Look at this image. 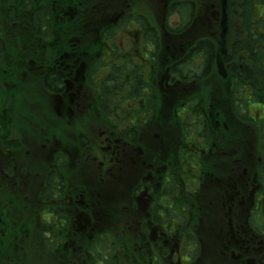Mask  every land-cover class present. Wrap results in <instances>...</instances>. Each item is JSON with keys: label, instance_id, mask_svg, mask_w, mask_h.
I'll return each mask as SVG.
<instances>
[{"label": "flooded vegetation", "instance_id": "1", "mask_svg": "<svg viewBox=\"0 0 264 264\" xmlns=\"http://www.w3.org/2000/svg\"><path fill=\"white\" fill-rule=\"evenodd\" d=\"M81 2L78 11L62 12L66 21L81 23L90 39L105 32L139 38L151 31L174 34V41L165 52L158 50L161 44L149 50L152 57L139 42L145 53L142 62L137 59L139 54L136 56L140 51L137 44L132 45L136 52L128 59L127 50L106 44L107 50L98 55L94 61L98 65L90 72V59L78 54L85 44H71L52 69L63 72L64 80L57 82L53 94L44 95L54 117L34 118L35 123L30 124L39 134L32 137V132L17 122H0V187L5 197L0 201V236L16 240L14 248L20 249L12 260L6 258V264H25L21 259L26 254L21 249L27 252V241L28 251L37 254L40 264H130L127 252L132 242L138 252L134 264H143V260L149 264H264V113L250 112L252 106L264 112V103L253 97L264 93V86L260 80L243 86V77L234 71L239 68L251 74V79L256 77L254 57L260 46L244 40L249 33L258 42L263 33L264 0ZM86 4H91L93 12ZM146 9L152 11L153 20ZM173 11L179 12L182 23L167 27ZM215 32H221L220 39ZM72 56L77 58H69ZM207 56L213 57L214 67L208 68ZM197 64L201 82L194 80L198 74L190 72ZM181 65L186 66L184 71ZM45 71L32 68L30 74L40 78ZM115 82L118 90L109 100L105 87ZM226 82L227 93L236 85L243 87L251 98L246 109L233 110V106L238 108L233 93L222 99ZM145 89L149 94H143ZM207 90V98L220 95L209 111L219 135L215 132V138L201 145L191 133L195 122L190 104L199 102ZM195 109L200 108L196 105ZM114 112L120 115L119 122L111 121ZM68 129L73 131L68 133ZM12 131L13 138L19 131L27 136L23 138L24 150L16 146L6 149ZM198 136L205 138L201 132ZM226 138L234 145L231 152V148L221 147V139ZM53 140L56 147L51 145ZM53 171L62 175V182L56 183L60 196L67 199L58 210L56 204L42 199L47 172ZM73 175L76 181L83 178L85 188L94 189L93 198L83 197L82 190L73 188ZM112 184L119 191L109 190ZM121 216H127L128 225L114 235L118 225L113 218ZM26 226L29 229L25 230ZM98 238L108 243L111 259H97L104 247L96 243ZM112 240L121 243L117 250ZM59 252L61 257L55 261Z\"/></svg>", "mask_w": 264, "mask_h": 264}, {"label": "trees", "instance_id": "2", "mask_svg": "<svg viewBox=\"0 0 264 264\" xmlns=\"http://www.w3.org/2000/svg\"><path fill=\"white\" fill-rule=\"evenodd\" d=\"M81 3V0H0V122L2 121V123H5L8 121L11 125L17 122L25 130L31 131L32 133H30V135L32 137L39 134L40 131L30 124L35 123L34 118L40 120L43 117H54L50 110L48 97H44V95L45 92L49 93L51 91L53 94L56 91L57 82L64 80L65 74L63 72H53L52 69L59 56L70 50L71 44L78 42L84 43V47L79 48L78 54H83L82 58L86 61L90 59L89 72L90 70H93L95 66L97 67V62L94 63L95 59L98 58L99 54H102L107 50L105 45L110 44L112 42V37H115L116 35H114L115 33L109 34V32H105L104 34L101 33V36L98 38L95 37L90 39L88 38L89 34H86L82 30L81 23L76 22V20L73 22L70 20L66 21L63 12L67 13L66 11L71 9L78 11V8L81 7ZM85 8L90 11L92 10L91 4H86ZM249 16L250 10L245 15V22H248ZM262 26L263 25L260 27L263 35L261 34L260 37H258V42L253 41L251 39L253 37L249 33L245 36L244 40L245 44H258V46H260L259 54L254 57L257 61L256 68H254L256 73L254 75L256 76L255 79H251V74L240 71L239 68L234 69L237 75L243 77V86L246 84L256 85L257 80H260L264 86V63L262 64L264 59V28ZM118 30L119 28H117V31ZM143 36L145 40L143 47H146V53L148 54L150 52L149 50H152L156 45L161 44V34L149 31ZM167 36L170 41H174V34ZM132 37L135 38V40H133L136 41V35H132ZM76 39L78 41H76ZM92 43L95 44L92 46ZM60 51L61 53L57 54ZM215 54H217V51L213 49V57H215ZM149 56L152 57L150 54ZM213 57L207 56L210 64L208 68L214 67L215 63L213 64ZM69 58L75 59L77 57L72 56ZM185 67V65H181V70L184 71ZM32 68L36 70L39 69L41 72L46 70L45 76L40 78H37V76H31L30 69ZM190 72L193 75L198 74L194 80L197 82L199 80V82H201L203 76L201 77V69L198 66L196 68L193 67ZM25 75L27 76L26 78L24 77ZM183 75V78L186 79L188 72H183ZM28 77L36 78V80L34 82L28 81ZM91 79L95 80L92 77ZM224 87L222 99L225 101L227 96H230L233 93L235 104L238 107L235 108V106H233V110H238L240 109L239 107H244L245 109L248 107L247 99L251 98L244 94L243 87L236 85L230 93H227V82L224 84ZM105 90L107 91L105 92L106 98L111 100L114 92L118 90L117 83L115 82L112 86L105 87ZM145 93L149 94L147 89L143 90L144 95ZM136 96L137 94L131 97L134 98ZM208 96H210V92L207 90L206 95H203L198 99L199 102L203 100V104H198V101H194L190 104L191 115L194 116L195 122V126L192 128L191 133L192 136H196V138L199 139L198 142L195 140L194 142L201 145H206L207 142H210L211 139L216 137L215 132L218 133L215 131L216 126L210 120V116L213 112L211 114L209 111L216 106L215 103L220 95L207 98ZM151 97L152 95L150 94L148 98ZM253 97H255V100L264 103V93H257L256 96ZM196 105L198 108L205 110L206 113L200 109H195ZM111 112L112 111L109 110V113ZM49 124V122H46V125ZM262 128H264L263 125ZM200 132L205 134V138L198 136V133ZM10 134V140L5 141L6 149L11 151L13 147L16 146V148L21 151L24 150L25 145L23 138L27 136L21 131L16 132L15 138L12 137L15 132L12 131ZM97 134L98 133L95 135ZM262 135V139H264V130ZM0 143L3 145L1 140ZM221 147L231 148V152L234 145H232L229 138H226L224 141L221 139ZM202 148V150H205L203 155L206 157V147L202 146ZM50 173L47 172L49 175L47 182L45 181L44 184L46 185L44 187L45 194H42V199H45L46 202L53 205L56 204L54 209L58 210L59 207L67 201L65 196H60V189H58L59 185L57 184L62 182V175H60L59 172ZM41 177L43 178L44 176L41 175ZM57 193L59 196L56 195ZM0 201H5L1 187ZM32 206L35 212H39L38 207L33 204ZM1 211L2 209H0V212ZM21 225L23 227L24 223ZM24 229L27 230L29 227L26 226ZM120 229L121 227L116 226L113 234H121ZM37 232L42 233V230L39 229ZM34 233L36 234V232ZM15 242L10 237L2 238L0 236V264H6V256L8 253H11V251H14L15 255H18L20 249H18V246L14 248L17 244ZM102 242L103 241L99 238L96 240V243L99 244V246L101 244L104 246L100 248V254L97 259L105 261L107 258L109 260L111 259V251L108 249V243ZM112 242L116 250L119 248V245H121L119 241L116 243V241L112 240ZM27 245L28 241L25 246L28 251L29 248ZM137 253L138 252L135 251V244L133 242L129 243V252H127V254H129L128 258L130 264H134V256H136ZM149 263V260H143V264ZM17 264H21V262H17Z\"/></svg>", "mask_w": 264, "mask_h": 264}, {"label": "rangeland", "instance_id": "3", "mask_svg": "<svg viewBox=\"0 0 264 264\" xmlns=\"http://www.w3.org/2000/svg\"><path fill=\"white\" fill-rule=\"evenodd\" d=\"M180 1V0H179ZM230 2H232V0H229ZM212 2H213V0H212ZM141 3V7H142V9H145L146 8V5L144 4V2L143 1H140L139 2V4ZM226 8V7H225ZM98 10V9H97ZM149 10V20H153V18H154V15H153V13H152V11L150 10V9H146L145 10V12H147ZM100 11V10H99ZM111 23V22H110ZM182 23V20H181V18H180V14H179V12H177V13H175V11H173L172 12V14H171V16H170V19L166 22V25H167V27H177V26H179V24H181ZM163 24V21L162 20H159V22H158V26H161ZM169 25V26H168ZM214 31V29H212L211 30V38H214L213 37V34H212V32ZM215 34H216V37L217 36H219L218 38L220 39V36L222 35L221 34V32H218V33H216L215 32ZM131 37H129V36H127V35H125V33L124 34H122V35H120L119 33H117V35L115 36V37H113L112 38V42H111V45L113 46V47H117V46H119V47H121V49H123V50H127L126 52H128L129 53V55L127 56V59L130 57V54H132V53H135L136 52V49L134 48V47H132V45H134V43L135 44H137V47L139 48V50L140 51H137L136 52V56L138 55V60L140 61V62H142V55L143 56H145V53L143 52L144 51V49H143V47H142V45L140 46V45H138L139 44V42H141V43H144L145 44V40H144V36L143 35H141V37H143L142 39H141V37H139V38H136V41L137 42H135L134 40H135V38H133L132 37V35H130ZM161 38H162V41H161V47L158 49L160 52H164V48L166 47V46H168V45H171L173 42L172 41H170L169 39H168V36H167V34H161ZM223 38H224V35H223ZM134 39V40H133ZM145 39H146V36H145ZM127 42V43H125L124 44V46L122 45L121 46V44H122V42ZM117 45V46H116ZM122 47H124V48H122ZM122 52V51H121ZM141 53V54H140ZM162 56H160V58H161ZM133 59H135L136 60V57H132ZM164 58H165V56H164ZM130 64H131V62H129ZM130 64H129V67L131 68V66H130ZM144 64H145V62H144ZM132 65V64H131ZM197 66H198V64H197ZM196 66V67H197ZM144 71H146V67H143L142 68ZM132 70V69H131ZM214 71V70H213ZM213 73V72H212ZM139 74V72L138 71H135V75H138ZM101 77L102 76H104V75H100ZM123 76V75H122ZM122 76H121V78H122ZM211 77V76H210ZM261 108L260 107H257V106H252V108H251V110H250V112L251 113H253V114H255V113H257V112H260V113H264L263 111H261L260 110ZM110 119H111V121L114 123L115 122V120H116V122H119V119H120V115L119 116H116V112H114V114L113 115H111V117H110ZM73 130H71V129H68V133H71ZM241 135H242V133H241ZM97 136L98 135H95L94 134V136H93V138H97ZM51 145H55V147H56V144H55V142H54V140H53V142L51 143ZM57 147L59 148V146L57 145ZM61 149H63V147H61ZM78 177H81V176H79L78 175ZM79 179V178H78ZM81 179V181L79 180V181H76V176L75 175H73L72 176V181H73V188L75 189V190H77V191H81L82 190V192H81V194H82V196L84 197V195H86V196H88V195H90L92 198H93V193H95L94 192V189L93 188H90V186H87L86 188L84 187V185H83V178L81 177L80 178ZM95 181L97 182V180L95 179ZM108 183V182H107ZM106 184V183H105ZM108 186V184H106L105 185V187H107ZM108 188V187H107ZM109 190H112V191H115V192H117V191H119V187L118 186H116V184H112V186H111V188L109 189ZM124 191H126L127 192V189H125ZM161 204V202H159V205ZM114 219V221H115V223L119 226V227H122L123 225H128V218H127V216H121V217H114L113 218ZM21 252H25V257L23 256V259H21V261H23L24 260V262H25V264H40L39 263V261L36 259V255L37 254H35V253H33V252H31V251H23L22 249H21ZM118 253H120V250L118 249ZM17 255H15V253H13V254H11V253H9V254H7V256H6V258L7 257H10L9 259H7V260H12L13 259V257L15 258ZM57 257H61V253L59 252V253H57V254H55L54 255V257H53V259L56 261L57 260ZM22 264V263H21ZM42 264H53L52 262H50V261H48V262H42Z\"/></svg>", "mask_w": 264, "mask_h": 264}]
</instances>
